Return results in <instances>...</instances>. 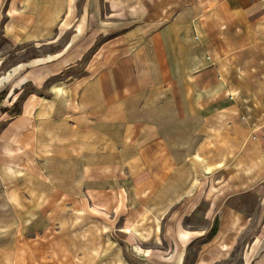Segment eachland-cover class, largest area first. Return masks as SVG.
I'll use <instances>...</instances> for the list:
<instances>
[{
  "label": "crops",
  "instance_id": "0c3cea01",
  "mask_svg": "<svg viewBox=\"0 0 264 264\" xmlns=\"http://www.w3.org/2000/svg\"><path fill=\"white\" fill-rule=\"evenodd\" d=\"M67 32L0 56V264H264V0H0Z\"/></svg>",
  "mask_w": 264,
  "mask_h": 264
},
{
  "label": "rangeland",
  "instance_id": "374dc122",
  "mask_svg": "<svg viewBox=\"0 0 264 264\" xmlns=\"http://www.w3.org/2000/svg\"><path fill=\"white\" fill-rule=\"evenodd\" d=\"M70 33L67 32L65 35L61 34L55 39L42 43H33L29 45L22 46H11L0 41V56H5L7 58V63L14 64L18 60H26L36 55H47V54H59L63 52L65 47L64 43L67 42ZM74 36V34H72ZM88 38V37H87ZM251 199H249V203ZM252 201L251 203H253ZM223 251L226 250V246L222 247ZM238 255L232 254V258H236Z\"/></svg>",
  "mask_w": 264,
  "mask_h": 264
},
{
  "label": "built area",
  "instance_id": "2783aa9c",
  "mask_svg": "<svg viewBox=\"0 0 264 264\" xmlns=\"http://www.w3.org/2000/svg\"><path fill=\"white\" fill-rule=\"evenodd\" d=\"M1 101H2V100H1V97H0V106H1Z\"/></svg>",
  "mask_w": 264,
  "mask_h": 264
}]
</instances>
